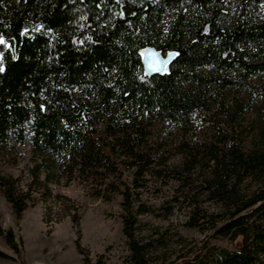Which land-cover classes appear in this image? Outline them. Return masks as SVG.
<instances>
[{
    "label": "trees",
    "instance_id": "1",
    "mask_svg": "<svg viewBox=\"0 0 264 264\" xmlns=\"http://www.w3.org/2000/svg\"><path fill=\"white\" fill-rule=\"evenodd\" d=\"M0 39V148L27 143L35 160L26 191L0 175L16 218L35 187L46 198L61 176L98 183L96 197L122 194L129 263L150 264L151 241L136 233L148 209L133 189L155 172L179 180L194 204L186 226L233 245H189L172 264H264V0H0ZM148 46L176 54L168 73L144 74ZM251 114L259 137L245 146L237 121ZM151 120L185 135L172 176L148 144ZM200 194L220 212L209 214ZM70 218L78 224L77 211ZM0 234L19 254L12 230Z\"/></svg>",
    "mask_w": 264,
    "mask_h": 264
},
{
    "label": "rangeland",
    "instance_id": "2",
    "mask_svg": "<svg viewBox=\"0 0 264 264\" xmlns=\"http://www.w3.org/2000/svg\"><path fill=\"white\" fill-rule=\"evenodd\" d=\"M259 80L257 78L255 81ZM253 117L254 114L246 115L237 121L245 146H249L253 138L259 137L258 129L250 128ZM147 129L148 144L159 148V152L167 157L166 164L159 165V169L171 175L173 168L180 169L183 160L178 144L179 140L185 138L184 133L178 128L165 130L162 124L154 120H151ZM197 136L202 141L205 133L200 131ZM34 165L29 144L13 143L0 148V175L16 179L17 187L22 191L28 190L29 184L34 185L31 180ZM119 169L122 179L130 185L132 170L126 169L121 162ZM202 173L199 167L193 169V178L198 179L196 183H199ZM39 175L43 179V171ZM143 176L144 185L134 188L133 196L134 200L139 199L148 209V212L138 216L136 233L142 240L151 241L150 264H172L189 245L198 248L202 241L233 247L225 239L211 237V229L201 231L185 225L194 204L189 197L184 196L185 190L179 180L155 172H146ZM49 186L51 195L46 198L36 187L33 188L36 190L30 193L28 207L20 218H16L0 189V228L3 232L11 229L20 248L17 254L6 242L4 234H0V251L12 257H0V264H84V255L79 253L75 245L76 238L85 250L89 264H130L120 214L122 194L111 193V198L105 200L94 196L101 187L98 183L78 179L66 182L65 176H61L59 182H51ZM101 190L107 193L103 188ZM56 194L69 199L58 200ZM198 198L199 204L209 214L220 212L219 205L204 201L203 194ZM76 211L79 222L74 225L70 215ZM159 236L163 237V242L153 240Z\"/></svg>",
    "mask_w": 264,
    "mask_h": 264
},
{
    "label": "water",
    "instance_id": "3",
    "mask_svg": "<svg viewBox=\"0 0 264 264\" xmlns=\"http://www.w3.org/2000/svg\"><path fill=\"white\" fill-rule=\"evenodd\" d=\"M141 53L143 71L148 77L168 73L169 65L176 55L174 52H168L163 55L153 46L142 49Z\"/></svg>",
    "mask_w": 264,
    "mask_h": 264
},
{
    "label": "snow or ice",
    "instance_id": "4",
    "mask_svg": "<svg viewBox=\"0 0 264 264\" xmlns=\"http://www.w3.org/2000/svg\"><path fill=\"white\" fill-rule=\"evenodd\" d=\"M3 43H4V40L0 39V44H3ZM0 71H2V69H0Z\"/></svg>",
    "mask_w": 264,
    "mask_h": 264
}]
</instances>
